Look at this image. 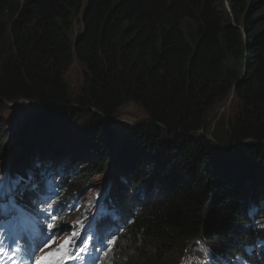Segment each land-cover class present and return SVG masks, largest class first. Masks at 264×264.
<instances>
[{"label": "trees", "instance_id": "16d2710c", "mask_svg": "<svg viewBox=\"0 0 264 264\" xmlns=\"http://www.w3.org/2000/svg\"><path fill=\"white\" fill-rule=\"evenodd\" d=\"M74 58L85 72L72 96ZM231 94L232 122L208 123ZM18 101L35 105L10 154L0 143V166L40 183L16 195L39 226L48 181L72 206L104 174L116 142L104 120L130 104L147 117L121 140L98 194L95 264H264V0H0V135ZM150 160L154 174L140 179ZM197 240L206 246L186 248Z\"/></svg>", "mask_w": 264, "mask_h": 264}, {"label": "snow or ice", "instance_id": "6c2138e0", "mask_svg": "<svg viewBox=\"0 0 264 264\" xmlns=\"http://www.w3.org/2000/svg\"><path fill=\"white\" fill-rule=\"evenodd\" d=\"M35 167L40 168L41 165L37 163ZM40 190V183L35 180L31 171L26 176L0 172V264H95L99 256H94L93 251L98 252L101 249L89 245V239L94 240L95 236L88 230L96 227L98 221L106 215V211L99 203L90 216H82L73 223L71 236L58 244L53 251L47 252L38 259L35 258L38 252L55 244L59 234L52 230L63 219L55 214L54 209L49 210L50 206L41 207L40 215H43L45 220L51 217L48 234L45 235L39 226V218L29 212L25 205L17 202L18 192ZM55 192L52 182L48 181L37 203L47 205ZM81 230L87 235H81ZM65 231L67 229H59L60 234ZM112 242L114 241L110 239L109 247Z\"/></svg>", "mask_w": 264, "mask_h": 264}, {"label": "rangeland", "instance_id": "374dc122", "mask_svg": "<svg viewBox=\"0 0 264 264\" xmlns=\"http://www.w3.org/2000/svg\"><path fill=\"white\" fill-rule=\"evenodd\" d=\"M76 31H78V28L75 29V33ZM84 72H85L84 66L81 63H79L76 58H74L72 66L69 68V70L66 72L64 76V82L68 86L69 93L72 96H75L78 93V90L82 84ZM34 105H35L34 103L24 102V101H18L12 104H7V106L10 107L12 111L14 112H12L11 114L5 113L2 115L3 121H5L4 124L8 125V128L6 130V134L8 135V137L2 134L0 135V143L4 141V150L1 153L2 155L10 154L9 151L11 149H9L8 144L11 143V138L15 136V132H16L14 121H16V123L18 124L21 118H25V115L31 112ZM38 108H40V106ZM237 110H238V102L236 98L234 97V95L231 94L226 101H224L220 105H217L210 112L209 117H208V123L214 124L215 122L219 120L224 121L226 123H230L232 122L233 117L236 115ZM1 112L2 111H0V113ZM14 114H17L15 118L10 117L11 115H14ZM104 122H106V125L111 126L109 127V129L113 132V135L116 141L115 147L113 149V155H116L118 152V148L120 147L121 140L127 138L129 134H131V131L134 132L136 129H138V127L141 124H146L147 117L141 108H139L136 105L130 104L128 106L123 107L118 112V114L114 116V118L112 119L110 118V120L106 119L104 120ZM83 123L84 121H80V123L77 125H80L81 127H83V125H86ZM197 137H206V136L204 133L199 131L197 135L194 137V139H196ZM113 155L110 156L111 161L109 162L108 167L102 170L104 171V174L95 175L93 178L94 182L92 181L90 186L86 187L82 191V193L76 194V196L79 198L77 202V206H75V204H73L72 206H69V208L73 210L72 214L71 213L68 214V217L70 218V220H67V222H65L64 224L58 223L59 226H63V229H67V231L63 232L65 234L63 236L59 235V238L56 240L55 244H53L51 248H46L44 251L37 253V259L41 256H44L47 252L53 251L58 244L62 243L63 240L71 236L72 231H73V223L77 221L78 219L82 218V217H79L80 215L82 216L83 213H85L86 216H89L91 213L92 207L96 204V202L99 203V205L101 204V202H99L98 194L102 193V191H104L105 189L109 187L110 182H109L108 175L112 170L113 160H114ZM67 160H68V163L72 162L70 161L69 156H65L64 161L67 162ZM85 161H88V164L86 167L92 168L93 166L97 167L98 165V162H95L94 159L90 160L89 158H86ZM149 163H150V166L147 169H140V176H139L140 179H143L144 173L147 176V178H149L151 175L154 174V171H155L154 162L150 160ZM4 168H6V165L2 164L0 166V172L8 174V170ZM80 198H83V201H80ZM262 206L264 210V203L262 204ZM74 209L76 212H74ZM261 222L263 221H261L260 219L257 220V223L259 225H262ZM41 228L43 232L48 233V226L45 223H43ZM53 230L59 232L58 228H54ZM89 231L92 234L94 233L92 229H89ZM81 235H87V234H85L84 230H81ZM198 241L199 240H197V242L196 241L192 242L186 248L194 245L195 246L194 252H195V251H199L202 247L206 246V244L203 243L202 241H201L202 243H199ZM250 249L253 250L252 248ZM208 250L209 249H206V252ZM185 253H183L182 256H184ZM196 262H198L199 264H205V263H201L200 259H195L192 261L183 260V262L180 264H196ZM208 264H218V262L217 260H214V261L212 260Z\"/></svg>", "mask_w": 264, "mask_h": 264}, {"label": "bare ground", "instance_id": "6f19581e", "mask_svg": "<svg viewBox=\"0 0 264 264\" xmlns=\"http://www.w3.org/2000/svg\"><path fill=\"white\" fill-rule=\"evenodd\" d=\"M231 2V1H230ZM22 121L20 120V122L17 124L16 123V121H14V125H15V128L16 129H18V127H19V124L21 123ZM12 132H14V131H12ZM9 146L11 145V143L10 144H8ZM55 181H57L56 179H55ZM55 186V189H56V192H55V194H53V197H52V199H50L49 201H48V204H47V206H50V210L51 209H58L57 208V204L59 203V204H62V205H64V206H62V208H61V210H63V209H68V207H69V205L68 204H66L65 202H61L60 201V199L58 198L59 196H58V193L61 191V187L57 184V182H56V184L54 185ZM40 195V193L39 194H36V195H34L33 197H36V196H39ZM29 198H32V197H29ZM82 200H83V198H81ZM50 203V204H49ZM32 204V206H33V204H35V202H32V203H29V205H27L28 207H30V205ZM59 206V205H58ZM93 208V207H92ZM61 210H59L58 211V213L56 214V215H59V212L61 211ZM82 216H86V214L85 213H83V215ZM81 215L79 216V217H82ZM56 228H58V229H63V226H59V225H57V227ZM57 230V229H56ZM53 232H57V231H55V230H52ZM85 232V231H84ZM88 232H90L89 230H88ZM60 236H63L65 233H62V234H60L59 232H57ZM107 233V232H106ZM44 234L45 235H47L48 233L46 232H44ZM85 234H87L86 232H85ZM110 239H112V238H110ZM109 239V240H110ZM109 240L106 242V244L107 243H109ZM104 241V243H105V239L103 240ZM101 248V247H100ZM46 249V248H45ZM44 249V250H45ZM214 261V260H213ZM99 263V262H98Z\"/></svg>", "mask_w": 264, "mask_h": 264}, {"label": "clouds", "instance_id": "9594fccd", "mask_svg": "<svg viewBox=\"0 0 264 264\" xmlns=\"http://www.w3.org/2000/svg\"><path fill=\"white\" fill-rule=\"evenodd\" d=\"M48 154L45 153V155H43L44 157L42 158L43 160H45V156H47ZM53 167V166H52ZM57 180V178H56ZM19 193V192H18ZM18 193L16 195H18Z\"/></svg>", "mask_w": 264, "mask_h": 264}, {"label": "water", "instance_id": "95a60500", "mask_svg": "<svg viewBox=\"0 0 264 264\" xmlns=\"http://www.w3.org/2000/svg\"><path fill=\"white\" fill-rule=\"evenodd\" d=\"M237 86V83H236V85H235V87ZM40 106V105H39ZM107 120H110L109 118L107 119Z\"/></svg>", "mask_w": 264, "mask_h": 264}]
</instances>
